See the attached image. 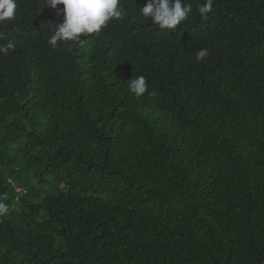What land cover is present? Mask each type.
<instances>
[{
	"label": "trees",
	"instance_id": "trees-1",
	"mask_svg": "<svg viewBox=\"0 0 264 264\" xmlns=\"http://www.w3.org/2000/svg\"><path fill=\"white\" fill-rule=\"evenodd\" d=\"M187 2L57 48L43 0L0 23V264H264V0Z\"/></svg>",
	"mask_w": 264,
	"mask_h": 264
},
{
	"label": "clouds",
	"instance_id": "clouds-1",
	"mask_svg": "<svg viewBox=\"0 0 264 264\" xmlns=\"http://www.w3.org/2000/svg\"><path fill=\"white\" fill-rule=\"evenodd\" d=\"M213 3L214 0H204L203 4L198 5L197 12L201 18L207 19ZM59 5H63V8H59ZM43 7L56 10L57 15L62 17L50 29L47 43L52 48H57L60 42L83 44L85 40L82 37L99 35L110 21L122 20L128 14L122 0H43ZM18 8V0H0V23L15 20ZM191 12L192 6L187 0H147L145 6L140 8V15L162 30H175L188 19ZM3 35L0 33V39H3ZM15 49V38L0 43V54L7 55ZM209 55L207 48H201L195 53V60L201 62ZM128 89L137 98L143 96L149 90L147 78L144 75L130 78ZM7 198V194L0 195V218L9 214V204L5 203Z\"/></svg>",
	"mask_w": 264,
	"mask_h": 264
}]
</instances>
